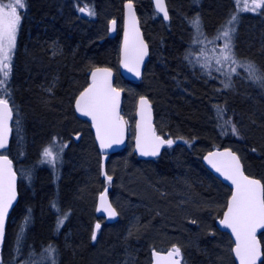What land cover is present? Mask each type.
<instances>
[{
  "label": "trees",
  "instance_id": "obj_1",
  "mask_svg": "<svg viewBox=\"0 0 264 264\" xmlns=\"http://www.w3.org/2000/svg\"><path fill=\"white\" fill-rule=\"evenodd\" d=\"M25 2L26 6L21 11L17 49L7 83L10 95L0 98H7L13 110V137L5 153L12 158L19 181H25V175L28 176L26 186L31 193L28 198L31 210L21 213L23 200L27 198L21 191L19 202L13 210L15 218L18 216L16 224L6 230L2 264H53V260L55 264H150L149 248L157 244H150L148 240L156 234L163 236L173 229L190 232L192 242L199 246L197 249L192 248V253L185 249V263L226 264L225 253L217 241L218 236L225 233L216 228L215 219L222 213L221 208L226 204L230 189L202 164L201 157L212 148L229 146L240 155L246 173L260 178L264 184V81L251 76L245 79L240 67L231 75L204 70L196 60V47L195 53L187 52L185 29L176 20L170 32L153 30L151 33L157 39L150 45L155 65L151 72L146 73L145 70L143 77L144 80L147 74L148 87L137 88L143 80L133 83L124 80L119 74H116L115 84L124 90L123 115L130 119L132 125L135 102L131 113L127 103L130 102V89L136 87L138 96L146 94L154 104L158 132L174 140L173 148L169 151L166 148L155 163L150 164V174L143 172L151 187L146 188L140 183L141 187L138 185L137 189L140 201L147 202L148 197L160 199L148 206L151 219L146 221L144 235L138 233L136 228L124 233L126 229L121 228V215L115 223L105 224L96 243L92 244L88 229L80 227H88L94 187L101 186L108 177L103 173L101 155L94 141L75 156L73 153L70 160L76 166L71 171L68 170L70 163L67 162L64 171L51 176V184L56 189L55 197L51 199L44 198L47 184L42 180L43 175L34 171L36 156L29 142L31 137L41 139L49 134L76 128L74 121L79 120L73 109L75 97L87 84L93 67L109 66L117 72L120 36H108L105 21L97 26L81 24L75 17L73 5L63 0ZM186 2L172 0L173 8H181ZM227 6L228 0H203L199 11L203 15L207 13L206 19L213 25L216 17L219 19L228 11ZM117 7L120 10V6ZM119 10L116 11V17ZM243 18L241 20L244 23ZM228 19L217 23L211 32L204 29V33L210 35ZM262 22L264 25V19ZM237 25L233 33L239 34ZM145 37L150 42L148 31ZM217 42L224 48L226 41L219 39ZM231 44L232 47L238 45L257 54V75H264V32L259 26L245 30L238 42L231 40ZM244 56L241 54L238 61ZM159 120H163V128L159 127ZM233 126L236 128L235 133L232 131ZM132 144L131 138L125 149L111 154L109 158L127 149L133 156ZM14 146L18 150L14 151ZM89 155L93 156L91 161H96V166L91 163ZM94 166H98L97 172H91ZM84 167L87 171H84ZM122 167L131 175L138 170L137 167L126 169L125 164ZM100 173H103L102 178ZM174 174L186 183L185 187L180 188V193L186 198L187 205H190L189 197L192 198L190 215L193 224L189 225L185 221V228L181 227V217L186 210L180 207L185 201L179 200L174 205L168 204L167 200L164 202L167 193L176 189L173 186L176 184L168 181L174 179ZM168 175H172V178ZM63 186L67 188V205L77 216L75 222L69 220L63 225L64 228H55L52 223L54 216L58 219L65 215L58 206L60 188ZM147 192L150 194L147 195ZM171 206L173 210L165 213L164 208ZM53 207L57 208L56 214L52 212ZM35 219L36 226L32 227ZM151 220L157 223L156 227L148 226ZM199 223H205L210 228H198ZM67 229L71 233L68 234ZM50 245L55 250L52 253L45 251ZM229 262L234 264L230 256ZM261 264H264V258Z\"/></svg>",
  "mask_w": 264,
  "mask_h": 264
},
{
  "label": "rangeland",
  "instance_id": "obj_2",
  "mask_svg": "<svg viewBox=\"0 0 264 264\" xmlns=\"http://www.w3.org/2000/svg\"><path fill=\"white\" fill-rule=\"evenodd\" d=\"M63 1L67 2L68 4H71V2H72L71 0H63ZM79 1L89 3L91 9L95 13L94 15H90L86 19L80 20L81 24H86V25H89V24L94 25L95 24V26H97L102 21H105L106 22L105 24H108V21L110 20L109 17L113 16V15L115 16V14H117L116 11L119 10V8L117 6H120V0H79ZM79 1L73 0V3H75V2L78 3ZM135 1L139 5L140 14L143 18V21L146 25V29L148 31V37H149L150 41L155 42L157 38H156V36H154V34H152L153 30L156 29V31H161V30H166V28H162L160 23H157V22L154 23V19L151 21L152 17L154 18V16L151 15L150 11L146 7V5L143 4L142 0H135ZM4 2L7 3L8 0H4ZM189 2L192 4V10L189 12L190 15L188 14L189 17L185 23L180 24V26L183 29H185V32H186L185 34L187 35L186 39L188 41H187V44L185 45L187 52L189 54L191 52L195 53V47L198 44H200L201 45L200 48L196 50V54H197L196 60L198 62V65L202 66L204 70L210 69L214 73H215V71L216 72L221 71L220 72L221 74L231 75V74H234V72L236 71V69L238 67H240V69L242 70L244 78L248 79L250 77V73L248 72L246 65L249 62L255 65L258 55L253 54L249 50H246V49L244 50L240 46L237 45L235 47H232V51H233L235 59L237 61H238V58L241 57V54H244L245 56L242 57V60L238 61V63H235V64L231 63V61L224 62L222 64H217L216 60L220 56V52L223 48L221 45H218L219 42H217V41L219 39H217L216 37L218 35V32L221 30V26L223 24H221L218 28H216L215 32H212L210 35H206L204 33V29L207 30L208 32H211L212 29H214L213 27H215L217 25V23L223 21L225 18H229L233 14H236L238 16L237 21L239 19H240V21L236 22L234 27L238 24L237 25L238 26L237 31L240 33L239 34H237L236 32L232 33L231 34L232 35L231 40L238 42L239 38L241 37V34L245 30H250L251 28L255 29L256 26H259V28H261L262 31L264 32V25L262 22L264 19V8H258L255 11L248 10L250 13L248 14V16H244V18H243L244 23H243L241 18L243 17L244 11L238 10L237 0H231V4H232L231 9H234V10L229 9L219 19L216 17L213 20L215 23L212 25L213 22L206 19V16H208V14L204 13L205 15H203V12L199 11L200 5L203 4V0H189ZM204 2H205V0H204ZM71 5L74 6V4H71ZM249 5H251V0H249ZM240 7H243V6L241 5ZM116 9H118V10H116ZM22 10L23 9L20 10V15H21ZM196 12H198L197 15H196ZM195 16H196V18L198 17L199 21H200L199 29L193 23ZM246 17H248V18H246ZM21 23H22V16H21L20 24L18 26V31H17V35H16L15 48H14V52L12 55V60H13V57L15 55V51L17 49V43H18V37H19V33H20ZM201 33H202V35H201ZM220 39H223L224 41H226L225 38H220ZM209 41H211V43H209ZM156 51H157V43H156ZM152 59L153 58H151L147 64L146 73L151 72L154 65H155V63ZM12 60H11V62H12ZM212 60H213V63H212ZM232 69H235V71H232ZM146 78H147V74H146ZM146 78H144L142 84L138 85L137 88L138 87L139 88L148 87V83H147ZM135 88L136 87L131 88L130 92H129L130 102L127 103V106L129 108L128 109L129 113H131V110H133V102H135L137 97H138ZM78 120H79L78 122L74 121V126L76 128L73 130H69L67 132H65L66 130H63L62 132H59V133L49 134L46 137H42L41 139H36L35 137H33V139H32V137H31V141L29 142V144L32 146V150L35 151L33 154H35V156H36L35 157L36 160L34 162V165L36 167L41 168V171H42L41 174L43 175L42 176L43 182L47 181V179L45 180V177L46 178L49 177L48 179H49V182L51 183V180H52L51 176L52 177H53V175L56 176V175L60 174V172L64 171V169L67 166V162L70 163L68 170L71 171V169H73L74 166H76L75 163H72V161L70 160L71 157H73V153L75 156V154L78 153L79 150H82L83 148L87 147V144H91V142L94 141L89 124L87 122L80 120V119H78ZM127 123L129 126H131V124H132L129 118H127ZM158 125H159V127L163 128V126H164L163 120H159ZM78 133L81 134V137L79 138V140L76 141L74 139V135L78 134ZM90 136H92V137L90 138ZM166 137L168 138V140H172L171 138H169L168 135ZM91 139H92V141H91ZM172 141H173V143L171 145H167V147H166L168 151L171 150L174 146L173 145L174 140H172ZM50 145L53 146L54 153H57V152L59 153L58 158L55 159L54 162H50L49 158H46L43 154L44 149L49 147ZM88 158L91 161L93 159V156L91 157L89 155ZM109 159H108V164L106 165L105 171H103V173H106L107 176L112 177V179L110 181L111 182V195H112L114 202L118 205V208H119L121 215L123 217V220H122L123 226L121 228L126 229L124 231V233L127 232V230H129L130 228H136V231L138 233L143 234L145 232V229L147 228L146 221L149 218L151 219V214L148 212V206L150 204H152V202H154L156 199L159 200L160 198L157 197V198L153 199V197H148L149 199L147 200V202L146 201L145 202L140 201L141 199H139V197H141V196H139L140 194H139V192H137V189L139 188V186L141 184L146 186V188L151 187L150 186L151 184L148 183L143 172L150 174L149 172L152 170V167L150 166V164L151 163L154 164L155 160L149 161V160L138 159L135 154H133V156L130 154L129 149L124 150V152H122L121 154H118L115 157L112 156ZM91 163L94 164L95 166L97 165L96 161H91ZM122 164H125L127 166L126 169L137 167L138 170H136L134 175H131V173H129L128 170L126 171L124 169V167H122ZM95 166H94V169L91 170V172H97L98 166H97V168ZM148 167H151V168H148ZM85 170L87 171V169H85V167H84V171ZM103 173H100L101 178H102ZM87 174L88 173H86V175ZM171 176L172 175H168L169 178H172ZM173 176H174L173 177L174 181L172 179L168 180V181H170V182L172 181V183L176 184V185H173V186H176V189L175 190L173 189L167 193V197H166L164 202L168 201L167 202L168 204L170 202L171 204L174 205V204H177L179 200L183 199L185 201V203L182 206L180 205V207L184 208L183 211L186 210V212H183V216L181 217V222H183L181 227L185 228V226H186L184 223L185 221L189 225L193 224V221H191L192 216L190 215L191 214L190 212L192 211V206H191L192 202L190 201V199L192 200V198L189 197L188 201H189L190 205H187L186 204V202H187L186 198L184 199V197L181 196L182 194L180 193V190H181L180 188L185 187L186 183L183 182V180L181 178L179 179L178 177H176V174H174ZM24 179L26 182H28V176L27 175H25ZM95 181H94V183H95ZM98 183H99V179H98ZM103 183H102V186H103ZM45 187H46V193L44 195V198L47 197V199H48V197L50 195V187H48V184ZM98 188H99V186L96 185L94 187L93 193L91 195V205H92V212L93 213H94V208H95L94 204H95L96 197H97V190H99ZM66 189H67L66 186H63L60 188V200L58 202V206H59V209L61 210V213L65 214V215H63L62 217H60L58 219L56 218V216H54L52 223H54L55 228H64L65 224L70 220L71 215L68 217V214H69V209L72 210V208L70 205H67L68 203L66 200L67 199L66 198V193H67ZM149 194L150 193L147 192V195H149ZM224 207L223 206H222V208L220 207L221 211L224 210ZM218 208H219V206L217 207V209ZM33 209H34V207H33ZM56 209L57 208L53 207L52 212L54 214H56V212H55ZM90 209H91V207H90ZM168 210L171 212L173 210V207L171 206L168 208L167 207L164 208L165 213H168ZM49 213H51V211H49ZM219 216H220V213L216 216V218ZM17 217L14 218L13 223L16 222ZM203 217H205V215ZM161 219L164 220V218H161ZM61 221H62V223H61ZM156 224L157 223L154 222V220H151L150 222H148V226L150 228L156 227ZM35 226H36V224L34 223L32 225V227H35ZM197 227L198 228H210V226L206 225L205 223H199V225H197ZM66 228H68V227H66ZM173 228H175V227H173ZM67 231H68V234L71 233L69 229H67ZM184 232H182L180 230L173 229L172 231H169L167 234H165L163 236H158V234H156L154 237H152L151 240H148V242L150 244H154V243L157 244L156 247L160 248V249L166 248V247L171 246L173 244H178L179 246L184 247V248H182L183 249V254H182L183 264H188V263H185V258H186L185 249L187 250V252L192 253L193 252L192 248L197 249V248H199V246L195 242H192L191 237H189V235L191 234L190 232H188V233H184ZM261 240L264 243V233H262V235H261ZM217 241H219L220 247L225 253L224 254L225 260L224 259L223 260L225 261L226 264H230L229 256L231 257V259L233 258L232 253H231V248H232L231 238L228 236L227 233H225L224 235L218 236ZM149 262H150V260H149Z\"/></svg>",
  "mask_w": 264,
  "mask_h": 264
},
{
  "label": "snow or ice",
  "instance_id": "obj_3",
  "mask_svg": "<svg viewBox=\"0 0 264 264\" xmlns=\"http://www.w3.org/2000/svg\"><path fill=\"white\" fill-rule=\"evenodd\" d=\"M237 5L238 10L255 11L258 8H264V0H251V5L248 4L247 0H237ZM241 5L243 7H240ZM25 6V0H8L7 3L4 0H0V96L10 95L7 92V83L11 74V60L21 20L20 10L24 9ZM127 7L131 13L132 4L129 3ZM156 7L160 12L164 13V17L167 19V10L163 0H156ZM79 10L87 12L89 15L95 14L92 9L87 7ZM237 19L238 16L236 14L230 16L218 32L216 38H225L226 42L220 52V56L216 60L217 64L228 61L233 64L238 63L231 44V34L235 31L234 25ZM193 23L199 29L200 21L198 17L194 19ZM132 25L134 28V16L132 17ZM146 54V46L141 41L139 48L135 50V54L130 55L129 37L126 32L124 66L139 75V63ZM246 68L253 79L264 81V75H257L259 70L254 64L249 62ZM232 71H235V69H232ZM98 73L101 76L99 80L97 78ZM110 75L111 73L107 69H97L93 72L92 84L80 94L76 101L77 110L92 117L101 147H109L113 143H120L123 135L124 122L117 111L119 92L111 87L109 83ZM141 105L142 107L148 106V101L143 97L141 98ZM141 115L143 119V111ZM11 118L12 109L9 106L8 99L0 98V149H4L7 146L8 121ZM232 131L236 132L235 126L232 127ZM165 143L171 145L173 141H165L156 136L150 122L146 129L142 128V134L137 138V146L144 155H156L160 146ZM43 154L46 158H49L50 162H54L59 156L58 152L54 153L51 145L44 149ZM224 157L228 159H218ZM205 159L217 171L223 172L235 185V191L232 193L221 224L231 228L235 234L236 244L234 251L239 258L240 264H257L258 259L262 255L261 245L257 240L256 233L258 228L264 229V184L259 180L245 176L240 169L238 158L233 153H209ZM11 163L6 155H0V241L3 239L5 217L16 196L15 174L12 172ZM107 179L111 181L112 177L108 176ZM103 199L102 195L101 200L103 201ZM105 210L109 216L116 215L115 210L110 205ZM99 227L100 225L97 224L96 228L99 229ZM93 239H95V233H93ZM45 251L52 253L55 250L50 245ZM179 252L178 248H174L173 252L169 253V256L179 255ZM53 264H55L54 260ZM175 264H179V262L177 261Z\"/></svg>",
  "mask_w": 264,
  "mask_h": 264
},
{
  "label": "water",
  "instance_id": "obj_4",
  "mask_svg": "<svg viewBox=\"0 0 264 264\" xmlns=\"http://www.w3.org/2000/svg\"><path fill=\"white\" fill-rule=\"evenodd\" d=\"M152 2H153L155 10L158 13L161 14V16H162V18L164 20H167L169 18L168 11H167V19H165L164 13L160 12L157 9V7H156V0H152ZM163 2H164V5L166 7V10H167L166 0H163ZM129 3L132 4L131 13L129 11V8L127 7V5ZM133 16L135 18V26H134V28H133V25H132V17ZM113 22H115V21H111L110 22V32L111 33L115 32V23L113 24ZM126 32L128 33V37H129V53H130V55H134L135 54V50L139 48V44H140L141 41L146 46L147 54L143 56V59L139 63V75H136V73L134 71H130L129 68H126L124 66V63H123V61L125 59V34H126ZM148 58H149V46H148L146 40L144 39L143 31H142V29L140 27V24H139V18H138V14H137V11H136V7H135L133 1L125 0L123 2V30H122V37H121L120 50H119L118 73L126 80H129L131 82H139L143 78V74H144V70H145V66H146V63L148 61ZM97 69H107V70L110 71L111 75L109 77V83L111 84V87L113 89H115V90H117L119 92V101H118V109H117V111L119 112V115H120V117L122 118V120L124 122L123 123V135L121 137L120 143H113L109 147H101V143H100V140L97 137L96 127H95V124H94V122L92 120V117L88 116V115H85L82 112L78 111L77 107H76L77 99L80 97V94L82 92H84V90L87 89L92 84V82H93L92 74ZM97 78H98V80L101 78L99 73L97 74ZM115 78H116V72H115V70L112 67H109V66H97V67H94L89 73L88 84L77 94V96H76V98L74 100V105H73L74 106V112H75L76 116L79 119L90 123L95 144H96V146L98 148L99 153L102 154L104 161L110 154L116 153V152L124 149L126 147V145H127L128 138H129L128 124H127V121H126L125 117L122 115V107H123V102H124V91L121 88H119V87H117L115 85ZM142 97L145 98L148 101V106L147 107H142V105H141V98ZM9 106L11 107L10 103H9ZM11 109H12V107H11ZM142 111H143V119H142V115H141ZM149 116H150V121H149ZM12 120H13V112H12L11 120L8 121V127H9L8 143H7V146L4 149L8 148V146L10 144ZM154 121H155L154 108L152 106V102H151L149 96H147V95L139 96L137 98V101H136V109H135L133 151L136 154V156L138 158H140V159L150 160V159L157 158V157H159L161 155V153H162V151H163V149L165 147L166 143L162 144L160 146L159 151H158V153L156 155H150V154L149 155H144L142 153L141 149L137 146V138L141 136L142 128H145V129L147 128L149 122L151 124V128L155 131L156 136H158L162 140L166 141V139L163 136L157 134V132L155 130V122ZM79 137H80L79 134L75 135V139L76 140H78ZM4 149H0V152L2 150H4ZM146 150H149V149H146ZM225 152L233 153L238 158L240 169H241V171L243 172V174L245 176H248L251 179L259 180V181H261L262 184H263V182H262L261 179H259L257 177H254V176H251V175H249V174H247L245 172L244 164L242 162V159H241L240 155L238 154L237 151L233 150L231 147L212 148V149L206 151L202 155V158H201L202 164L216 178H218L222 183L226 184L230 188V194H229V196L227 198L226 206H225L221 216L216 219L215 225H216L218 230H220L222 232H225V233H227L230 236V238L232 240L231 253H232L233 259H234L236 264H240L239 258L236 256L235 251H234L235 244H236L235 234L232 232L231 228L227 227L224 224H221V221L224 219V214L227 211L228 203H229V201L231 199L232 193L235 191V185L232 183L231 180H229L223 174V172L217 171V169L214 168L212 166V164H210L208 162L207 159H205V157H207L209 155V153H225ZM0 155H3V154L0 153ZM8 159L10 160L9 157H8ZM218 159L226 160L228 158L224 157V158H218ZM11 169H12V172L15 174L14 186H15L16 196H15V199L13 200L11 206L9 207L8 213H7L6 217H5L3 239H2V241H0V254H1V246L3 245L4 240H5L6 225H7L8 217H9L13 207L15 206V204L17 203L18 198H19L18 191H17V181H18L17 179H18V177H17V174H16V172L14 171V169L12 167V163H11ZM109 191H110V187L107 185L98 194L97 201H96V213H97L98 217L105 218L107 223H115L116 221L119 220L120 215H119L116 207L114 206V204L111 201V197H110ZM102 195L104 197L103 201L101 200ZM108 205H110L111 208L115 210L116 215L109 216L108 212L105 210ZM97 224L100 225L99 229L101 228V225H102L101 222H99V221L95 222L94 228H93V233H95V238H96L98 230H99V229L96 228ZM263 232H264V229H262V228H258L257 229L256 237H257L258 242L261 245V251H262V255L258 259L257 264H261V262L263 261V258H264L263 245H262L261 238H260V235ZM92 238H93V235H92ZM174 248H178L180 250L179 255L169 256V253L173 252ZM181 253H182V249L178 245H173L172 247H170V248H168L166 250H159V249L153 248L150 251L151 264H175V262H177V261L179 262V264H182ZM0 264H1V256H0Z\"/></svg>",
  "mask_w": 264,
  "mask_h": 264
},
{
  "label": "flooded vegetation",
  "instance_id": "obj_5",
  "mask_svg": "<svg viewBox=\"0 0 264 264\" xmlns=\"http://www.w3.org/2000/svg\"><path fill=\"white\" fill-rule=\"evenodd\" d=\"M123 1L124 0H120V10H119V15L116 17V16H110L109 18H110V20L108 21V24H106L105 25V27H106V32H109V22L110 21H112V20H114V21H116V24H115V33H116V35H120V33L122 32V23H123V8H122V5H123ZM134 1V5H135V7H136V11H137V14H138V17H139V21H140V24H141V27L143 28V31H144V29H146V25H145V23H144V21H143V18H142V16H141V14H140V9H139V5H138V3L135 1V0H133ZM247 2H248V4H249V0H247ZM149 4H150V9H148L149 11H150V13H151V15L152 16H154V18H156L158 21H160V22H162L163 24H164V26H165V28H166V30L168 31V32H170L171 31V29H172V26H173V24H174V21H175V13H174V8H173V6H172V4L170 3V0H166V4H167V11H168V14H169V19L168 20H164L162 17H161V15L155 10V8H154V6H153V3H152V1L151 0H149ZM85 7H87V8H89V9H91V7H90V4L89 3H86V2H81V1H79L78 3L77 2H75V4H74V6H73V10H74V13H75V17L80 21L81 19H86V18H88L90 15L89 14H87V12H84V13H82L79 9H81V8H85ZM198 10V9H197ZM200 10V9H199ZM250 12L249 11H244L243 12V17L244 16H248V14H249ZM116 18V19H115ZM195 18H196V16H195ZM106 23V22H105ZM146 32H147V29H146ZM145 31H144V34L146 33ZM149 38V37H148ZM150 40V39H149ZM152 41H150L149 43H151ZM151 46V45H150ZM200 44H198L197 46H196V50L197 49H199L200 48ZM151 52H152V50H151ZM195 56H197V54L195 55ZM79 135H80V137H81V134L80 133H78ZM92 136H93V134H92ZM79 137V138H80ZM79 140V139H78ZM77 141V140H76ZM95 144V143H94ZM96 146V145H95ZM104 182V181H103ZM23 187L24 188H26L27 186H26V181H22V182H20L19 181V175H18V183H17V191H18V196H19V198H18V201H17V203L15 204V206L18 204V202H19V199H20V195H21V191H23L22 189H23ZM104 187V183H103V186L101 187V188H98L99 190V192L101 191V189ZM99 192H97V195H98V193ZM111 194V193H110ZM22 195H24V191L22 192ZM112 197V196H111ZM97 198V197H96ZM23 204V203H22ZM95 208H94V215H95V217H96V220H97V216H96V201H95ZM15 206L13 207V209H12V211H11V213H10V215H9V218H8V222H7V228L8 227H14L15 226V224L16 223H13L14 221V218H15V215H13V210H14V208H15ZM21 209H22V206H21ZM20 209V210H21ZM117 209H118V212H119V214H120V216H121V212H120V210H119V208H118V206H117ZM22 213V212H21ZM24 213V212H23ZM95 220V221H96ZM99 220H102V219H99ZM94 225V224H93ZM93 225H92V227L91 228H93ZM92 233H93V229H92V231H91Z\"/></svg>",
  "mask_w": 264,
  "mask_h": 264
},
{
  "label": "bare ground",
  "instance_id": "obj_6",
  "mask_svg": "<svg viewBox=\"0 0 264 264\" xmlns=\"http://www.w3.org/2000/svg\"><path fill=\"white\" fill-rule=\"evenodd\" d=\"M131 1H133V0H131ZM143 1V4H145L146 5V7L148 8V9H150V4H149V0H142ZM133 3H134V1H133ZM170 3L172 4V6L174 7V5H173V3H172V0H170ZM71 4H72V2H71ZM232 6V4H231V0H228V6H227V10H229V9H231L230 7ZM174 10V13H175V20H176V22H177V24H183V23H185L186 22V20L188 19V17H189V15H190V11L192 10V4L189 2V0H187V2H186V4H185V6H183V7H179V8H174L173 9ZM189 14V15H188ZM154 19V23L155 22H157V23H160L161 24V26H162V28H165V26H164V24L162 23V22H160V21H158L156 18H153L152 17V19H151V21ZM175 22V23H176ZM107 34H108V32H107ZM105 35V34H104ZM185 38H186V35H185ZM184 38V39H185ZM247 79V78H246ZM85 87V86H84ZM83 87V88H84ZM82 88V89H83ZM81 91V90H80ZM79 91V92H80ZM264 102V101H263ZM225 147H229V146H225ZM13 150L14 151H16V150H18L15 146L13 147ZM34 157H35V155H34ZM202 162V161H201ZM34 164V163H33ZM34 168V167H33ZM36 173H38L39 175L41 174V168L40 167H36L35 166V170H34ZM51 176V175H50ZM49 177H45V180L47 179V181H46V184H48L49 185V187L51 188V193H50V195H49V199H51L52 198V196H53V198L55 197V194H56V189H55V187H54V185L53 184H51L50 182H49V179H48ZM102 186V185H101ZM101 186H99V188H101ZM23 191H24V196H27V198H25L24 200H23V206H22V209H21V212L23 213V212H25V211H27V210H31V206L29 205V203H30V199H28L29 198V195L31 196V193H30V189L28 188V187H26V188H24L23 187ZM97 192H98V190H97ZM33 208V207H32ZM33 210V209H32ZM71 216H70V221L73 223V221L76 219V216H77V214H76V212L72 209L71 211ZM88 218H89V222H88V227H80V228H87L88 229V234H89V240H90V242L92 243V244H95L96 242L93 240V238H92V229L93 228H91L92 227V225L95 223V220H96V217H95V215H94V213L92 212V207H91V209H89V214H88ZM216 220V219H215ZM36 222V219H35V221L33 222V224ZM75 222V221H74ZM68 228H71V227H68ZM217 228V227H216ZM222 232V231H221ZM224 233V232H223ZM152 248H154V246H152V247H150L149 248V254H150V251H151V249ZM233 259V258H232ZM233 262H234V264H236L235 263V261H234V259H233Z\"/></svg>",
  "mask_w": 264,
  "mask_h": 264
}]
</instances>
